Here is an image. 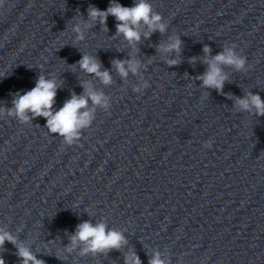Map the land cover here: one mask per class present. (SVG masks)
<instances>
[{
	"label": "water",
	"instance_id": "water-1",
	"mask_svg": "<svg viewBox=\"0 0 264 264\" xmlns=\"http://www.w3.org/2000/svg\"><path fill=\"white\" fill-rule=\"evenodd\" d=\"M150 2L168 28L142 36L133 50L112 16L106 29L84 27L89 6L106 10L110 0H5L0 107L10 108L13 94L44 74L60 82L54 110L82 94L85 81L110 108L96 107L92 126L71 146L43 117L28 124L0 117V229L44 264H125L133 252L148 264L157 251L167 264H264V116L234 106L247 92L264 100V0ZM172 36L182 41L178 56L157 50ZM233 43L247 71L223 66L222 93L201 87L203 48L214 56ZM85 54L110 71V85L81 71ZM130 58L142 66L123 79L112 62ZM169 59L179 63L169 67ZM144 81L149 87L134 92ZM84 221L106 223L127 244L83 256L78 244L69 252ZM0 256L21 264L11 243Z\"/></svg>",
	"mask_w": 264,
	"mask_h": 264
},
{
	"label": "clouds",
	"instance_id": "clouds-1",
	"mask_svg": "<svg viewBox=\"0 0 264 264\" xmlns=\"http://www.w3.org/2000/svg\"><path fill=\"white\" fill-rule=\"evenodd\" d=\"M5 0H0V9L4 7ZM112 16L116 19V34L122 35L128 42L131 49L136 50L138 43L143 36L144 39L159 32L164 34L168 28L164 22L162 14L154 10L150 0H134L131 7L123 6L117 0H110V4L106 10H100L95 6H89L87 17L91 23H85L84 27L94 26L96 22L106 29L107 18ZM146 31H141V28ZM76 35V41L85 39L83 31L79 24L73 26L72 29ZM182 41L179 36L169 37V42L158 45L157 50L161 53L175 52L177 56L181 50ZM236 44H227L223 50L216 55H211V48L205 46L203 48L204 56L202 62L207 65L204 73L196 77L201 81V87L206 89H215L217 92H223L225 82L229 79L224 72L223 66H228L238 72L247 71V57L236 51ZM195 57L190 62H196ZM113 66L121 76L126 79L129 74L137 75L141 68V62L134 59L114 60ZM179 63L178 59H169L167 64L169 67ZM81 71L94 75L103 85L112 83V76L109 70H101L100 61L93 55H82L78 62ZM60 82L53 75L51 78L41 74L36 80L35 87L26 92H16L13 94L12 106L0 107V117L6 115L15 118L21 124H28L36 117H43L46 120L45 127L50 133L63 138V142L68 145H74L81 140L82 133L85 129L92 126L95 119V108L100 107L109 109L110 104L107 96L102 91H96L90 82H82L81 87L84 92L80 95L72 94L71 98L64 102L63 107L54 110L55 98ZM149 84L144 81L141 85L134 88L133 91L141 93L143 89H147ZM89 102L93 105L89 108ZM234 106L239 111L252 112L255 115L264 116V100L259 93L247 92L244 97L235 98ZM204 147L211 148L212 142H206ZM13 244L17 249V255L21 259V264H44L43 260H39L22 243H18L16 238L7 231L0 229V248L5 243ZM71 252L78 244L82 245L81 255L108 253L112 250L119 251L122 245L127 244V240L123 233L114 229H109L106 223L98 222L93 224L91 221H84L77 226L76 232L70 237ZM0 264H5V260L0 256ZM125 264H142L139 256L133 252L129 256H125ZM148 264H167L161 258V254L157 251L153 253Z\"/></svg>",
	"mask_w": 264,
	"mask_h": 264
}]
</instances>
